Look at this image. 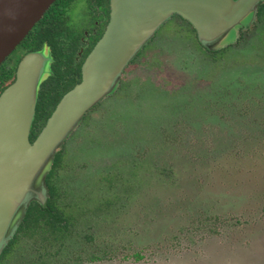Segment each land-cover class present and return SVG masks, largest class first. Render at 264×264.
Listing matches in <instances>:
<instances>
[{"label":"rangeland","instance_id":"rangeland-1","mask_svg":"<svg viewBox=\"0 0 264 264\" xmlns=\"http://www.w3.org/2000/svg\"><path fill=\"white\" fill-rule=\"evenodd\" d=\"M184 30L157 37L67 140L56 181L82 216L48 264H264V47L246 38L215 66ZM36 255L23 239L11 261Z\"/></svg>","mask_w":264,"mask_h":264},{"label":"water","instance_id":"water-1","mask_svg":"<svg viewBox=\"0 0 264 264\" xmlns=\"http://www.w3.org/2000/svg\"><path fill=\"white\" fill-rule=\"evenodd\" d=\"M54 1L0 0V64ZM260 1L109 0L108 23L82 63L80 82L61 97L33 141L38 93L52 74V57L46 47L27 52L14 81L0 93V255L30 204L46 202V178L57 151L85 113L117 89L124 70L172 14L194 26L203 46L217 50L254 21Z\"/></svg>","mask_w":264,"mask_h":264},{"label":"trees","instance_id":"trees-1","mask_svg":"<svg viewBox=\"0 0 264 264\" xmlns=\"http://www.w3.org/2000/svg\"><path fill=\"white\" fill-rule=\"evenodd\" d=\"M83 1L84 8H88L89 10L95 9L96 13L100 11V14H106L105 22L108 20L110 10L109 0ZM77 2L78 0H55L49 6L40 20H38L30 30L29 34L0 64V93L14 81L17 64L25 51L37 49L43 42H46L52 48L53 55L58 56V58L61 57V54L64 50V46L59 44L62 41L61 36H72L74 32L71 25L72 22L70 20V12L74 7V4ZM92 15L94 18L96 17L94 14ZM176 16L181 18L178 15ZM257 17L258 23L256 26H258L261 30L259 38L262 45H264V2L261 3L259 7ZM184 23L185 31L187 32L186 34H193V27H190L186 20H184ZM160 30L161 27L156 32L155 37L147 45H145V47L138 53V55H136V57L130 62L129 66L125 70H127L140 57L145 55V52L151 46H153L155 38L158 37L162 32H159ZM80 34L81 32L78 33V35ZM100 34L101 33H99L96 39L99 38ZM78 35L74 36L75 39H77ZM196 43H198L197 39ZM64 45H66V43H64ZM228 50L229 48L210 52V55L213 57V59L219 61L222 58H227L226 54ZM71 57L72 56H69L67 60L68 62L72 61ZM65 65L66 69L69 70V64L66 62ZM54 70L57 72V76H51L41 84L36 104L35 118L30 132V140H33L36 137L38 131L45 124L61 95L77 82V80L72 77V80L69 81L66 89L61 90L59 79L66 77V75L57 68H54ZM76 73L80 77V64L78 65ZM122 82L124 83V78L122 79ZM123 83L122 85H124ZM65 168L64 150L59 149L57 151L51 171L46 178V184L49 189L46 202L44 204H40L36 201H33L30 204L26 215L20 222L14 237L9 241L1 253L0 264H18L17 261H11V259H13V255L18 250L23 239H27L28 242H30L33 246V250L37 253L34 260L27 259L26 261L29 264H48L47 260L59 254L62 248L65 246L66 241L74 234L75 227L82 216L79 211L80 203H74L70 201L65 202L64 199L66 195L61 192L56 181L61 170H64ZM107 180H109V178ZM84 237L87 240L93 239L91 234H86ZM20 255L26 258L25 255ZM135 255L138 259L142 257L138 253ZM102 258L103 256L95 254H89L83 258L77 255L73 264H83L85 261H96ZM20 261L23 263L26 262L25 259H20Z\"/></svg>","mask_w":264,"mask_h":264},{"label":"flooded vegetation","instance_id":"flooded-vegetation-1","mask_svg":"<svg viewBox=\"0 0 264 264\" xmlns=\"http://www.w3.org/2000/svg\"><path fill=\"white\" fill-rule=\"evenodd\" d=\"M264 0H261L259 5H258V10H257V13H256V17L254 19V21L251 23V24H248V25H243L240 30H239V36L237 38L236 41H234L233 43H229L227 44L226 46L220 48V49H217V50H210L208 48H206L205 46L202 45V43L199 41V38H198V35H197V32H196V29L194 28V26L189 22L187 21L186 19H184L183 17H181L179 14H172V16L164 23L166 24L167 22H171V23H174L173 26H170L168 29H164V31H162L160 33V35L162 34H167L171 31H177V30H180L182 31V29H185V23H184V20H186L190 27L192 26L193 29H194V33L193 34H189L187 35L186 31L184 30L182 33H184V35H186L188 37V39L191 41V44L193 46V49L195 48V50H198L200 51L205 57L209 58L210 61L212 62V64H214L215 66L218 64V63H221L223 62V60H225L226 58H222L220 59L219 61H216L215 59H213V57L210 55V52H214V51H220L222 49H226V48H229V50L227 51V54H234V53H238L239 51H234V47L239 45V43L243 46L244 42H246V38L248 39H252L253 37H255L256 41L254 43H252V47H251V50L253 52H256L258 53H261L263 51V47L264 45H262L261 43V40L259 38V35H260V32L261 30L259 29L258 26H256V24L258 23L257 22V16H258V11H259V7L261 5V3H263ZM110 8V6H109ZM110 12V10H109ZM94 14L96 17L94 18V16L92 15ZM100 11H98V13H96L95 9H92V10H89L88 8H84V11H83V20L81 21L80 25H76V26H72L73 28V34L72 36L71 35H67L66 37H62L61 36V39L62 41L59 43L60 45L64 46V50L61 54V57L58 58V56H54L53 55V52H52V48L46 43V42H43L41 44V46L37 49H34V50H38V49H41L43 47H46L50 53H51V57H52V62H51V71H52V74L49 76H57V72L54 70V68H57L59 69L60 71H62L63 73H65L66 77H63L62 79H59V82H60V89L61 90H64L66 89V86L68 85L69 81L72 80L71 78L73 77L75 80H77L76 83H74L69 89H67V91H69L75 84H77L78 82H80L81 80V67H82V63L84 62L86 56L88 55V53L91 51V49L93 48V46L95 45V43L98 41V39L101 37V35L103 34L104 30H105V27L108 23V20H109V15H108V20L105 22L106 20V14H100ZM99 15V16H98ZM176 15L180 16L181 18H178ZM184 19V20H183ZM181 22V23H180ZM184 23V24H182ZM163 24V25H164ZM162 25V26H163ZM160 26V27H162ZM183 26V27H182ZM160 28H158L159 30ZM157 30V31H158ZM156 31V32H157ZM81 32L80 35H78V33ZM100 34L99 38L96 39V37ZM256 33V35H255ZM156 34V33H155ZM78 35L77 39H75L74 36ZM159 35V36H160ZM71 36V37H69ZM158 36V37H159ZM155 37V35H154ZM153 37V38H154ZM152 38V39H153ZM157 38V37H156ZM155 38V39H156ZM151 39V40H152ZM196 39L198 41V43H196ZM150 40V41H151ZM149 41V42H150ZM64 43H66V45H64ZM248 44V43H247ZM19 45V44H18ZM261 49V51H260ZM34 50H27L23 53L22 57L27 53V52H30V51H34ZM255 50V51H254ZM242 52L245 53V50H242ZM242 52H239V54L241 53L240 56H244L242 55L243 53ZM227 54H226V57H227ZM138 55V54H137ZM236 55V54H235ZM69 56H72V61L71 62H68V58ZM230 56V55H229ZM21 57V58H22ZM20 58V60H21ZM19 60V61H20ZM68 63L69 64V70L66 69V65L65 63ZM19 63V62H18ZM80 64V77L79 75L76 73L77 69H78V65ZM18 65V64H17ZM129 66V65H128ZM17 69V68H16ZM71 71V72H69ZM126 70H124L123 72V75L121 77V80L119 82V85L117 87V89L111 94V95H108L106 96L105 98H103L98 104H96L93 108H91L90 110H88L85 115L83 116V119L82 121L80 122L83 123L85 121V119L88 117L89 115V112L94 109L95 107H97L98 105H100V103L106 99L107 97H110V96H113L117 90L123 86L122 85V79L124 78V73H125ZM48 77V78H49ZM47 78V79H48ZM46 79V80H47ZM45 80V81H46ZM43 83V82H42ZM41 83V84H42ZM41 88V86H40ZM65 91L61 97L67 92ZM60 97V99H61ZM59 99V100H60ZM58 103V102H57ZM52 113V112H51ZM44 126V125H43ZM42 126V127H43ZM41 127V129H42ZM40 129V130H41ZM40 130L38 131V133L40 132ZM75 130L68 136V138L65 140L64 144H63V147L61 149L64 150V162H65V169H69L70 167V164L68 162H66L65 160V157H66V146H67V140L74 134ZM37 133V134H38ZM36 134V136H37ZM35 139V138H34ZM33 139V140H34ZM31 140V141H33ZM57 154V153H56ZM56 157V156H55ZM55 161V160H54ZM54 163V162H53ZM53 166V165H52ZM52 168V167H51ZM64 169V170H65ZM51 171V170H50ZM49 171V172H50ZM49 174V173H48ZM105 178H107V176L105 175L104 176ZM109 180L110 179H113L112 176H108ZM107 178V179H108ZM106 179V180H107ZM107 180V181H109Z\"/></svg>","mask_w":264,"mask_h":264},{"label":"bare ground","instance_id":"bare-ground-1","mask_svg":"<svg viewBox=\"0 0 264 264\" xmlns=\"http://www.w3.org/2000/svg\"><path fill=\"white\" fill-rule=\"evenodd\" d=\"M18 5V2L15 4V8H16V17L17 18H21L22 17V11L20 10L21 7L17 6Z\"/></svg>","mask_w":264,"mask_h":264}]
</instances>
